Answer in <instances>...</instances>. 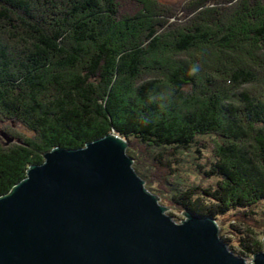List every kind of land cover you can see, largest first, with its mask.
I'll list each match as a JSON object with an SVG mask.
<instances>
[{
	"label": "trees",
	"instance_id": "obj_1",
	"mask_svg": "<svg viewBox=\"0 0 264 264\" xmlns=\"http://www.w3.org/2000/svg\"><path fill=\"white\" fill-rule=\"evenodd\" d=\"M1 125L12 141L0 135V195L43 153L114 129L160 199L217 224L252 214L264 201V0H0Z\"/></svg>",
	"mask_w": 264,
	"mask_h": 264
},
{
	"label": "water",
	"instance_id": "obj_2",
	"mask_svg": "<svg viewBox=\"0 0 264 264\" xmlns=\"http://www.w3.org/2000/svg\"><path fill=\"white\" fill-rule=\"evenodd\" d=\"M127 147L111 129L29 165L0 195V264H264V236L248 263L212 216L184 210L176 222L166 214Z\"/></svg>",
	"mask_w": 264,
	"mask_h": 264
},
{
	"label": "rangeland",
	"instance_id": "obj_3",
	"mask_svg": "<svg viewBox=\"0 0 264 264\" xmlns=\"http://www.w3.org/2000/svg\"><path fill=\"white\" fill-rule=\"evenodd\" d=\"M160 1L165 2V3L179 5L184 0H160ZM171 20H173V19H171ZM0 128H2V125L0 126ZM16 130L19 131V129L17 127H16ZM202 139L204 142H206V144L208 143L207 144L208 148L206 150H204V151H206L205 153L208 154L207 151L211 150L212 145H209L208 136H204V137H202ZM201 162H204V161L201 160ZM183 176L185 178H188L187 179L188 181L191 180L193 182L194 181L202 182L201 184L204 186H207L210 184L211 185L215 184L214 178L213 179H205V178H202L201 177L202 175H200V174H197L196 176L190 174L189 177H187L183 174ZM159 202L161 204H163L164 206H166V210H165L166 214H168L170 216L172 215L171 216L172 219H174L176 222H179L183 218V215L181 213L184 210L178 209L177 207L171 205L170 202H168L166 200L164 201L163 199H159ZM252 210L254 212L252 214L247 213L246 215H243L242 210H233V211L229 212V214L227 213L225 215L218 217L219 233L222 234L227 239L226 240L227 246L233 247L234 251L232 250V252L234 254H236L237 256H240L238 254H239V252H242L243 255L241 257L245 258L246 262H248V263H252L251 257L257 251L250 252L249 250L240 246L241 244L238 243L239 242L238 239H239V236H242V234L241 233L238 234L234 229H232L230 227V223H233L234 227L239 228L241 231L243 230L244 231L243 233H245L246 236L249 238V239H247V241L243 240L242 242L246 243L247 246H249L251 249H256V245H254L253 241L255 239H259L261 241L262 237L264 236V234H263L264 233V201L257 203L252 208ZM245 226L251 227L252 229H254L255 233H257V234H255V236H252V234L250 232H247V230H245V228H246ZM261 249H262V247L260 248V250Z\"/></svg>",
	"mask_w": 264,
	"mask_h": 264
}]
</instances>
